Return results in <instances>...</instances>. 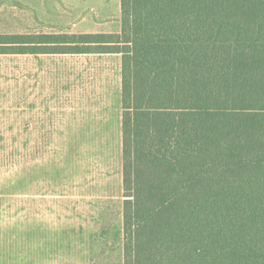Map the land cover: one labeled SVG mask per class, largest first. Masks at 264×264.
<instances>
[{
  "label": "trees",
  "instance_id": "1",
  "mask_svg": "<svg viewBox=\"0 0 264 264\" xmlns=\"http://www.w3.org/2000/svg\"><path fill=\"white\" fill-rule=\"evenodd\" d=\"M121 22L0 44L121 55L124 264H264V0H121Z\"/></svg>",
  "mask_w": 264,
  "mask_h": 264
},
{
  "label": "rangeland",
  "instance_id": "2",
  "mask_svg": "<svg viewBox=\"0 0 264 264\" xmlns=\"http://www.w3.org/2000/svg\"><path fill=\"white\" fill-rule=\"evenodd\" d=\"M119 10L120 0H0V38L85 34L94 19L115 26ZM11 47L0 44V264H124L115 89L106 113L89 111L104 89L67 69L49 89L36 68L51 54Z\"/></svg>",
  "mask_w": 264,
  "mask_h": 264
},
{
  "label": "crops",
  "instance_id": "3",
  "mask_svg": "<svg viewBox=\"0 0 264 264\" xmlns=\"http://www.w3.org/2000/svg\"><path fill=\"white\" fill-rule=\"evenodd\" d=\"M121 14V0L120 10L118 15ZM104 19H94L91 26L83 27L79 32L87 34H118L122 30L121 16L117 17L115 26H110L109 23H103ZM39 64V62H37ZM42 69L36 68V75L40 72L43 75L44 86L51 89L52 82L57 75L63 69H67L71 74L73 81L78 76L83 78L86 76L92 81V88L104 89V92L98 93L91 98L89 111H93L92 106L95 105L99 112H107V98L109 89H115V94L119 97V101L122 104V58L119 54H67V55H43ZM43 82V83H44ZM96 109V111H97ZM102 117L98 118L101 120ZM105 119V118H104ZM105 121V120H104ZM121 138H122V116H121ZM122 155V152H121ZM122 158V157H121ZM123 184V181H122ZM123 217V215H122Z\"/></svg>",
  "mask_w": 264,
  "mask_h": 264
}]
</instances>
